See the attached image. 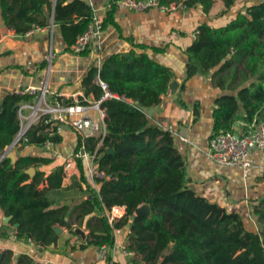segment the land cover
<instances>
[{
    "label": "trees",
    "instance_id": "16d2710c",
    "mask_svg": "<svg viewBox=\"0 0 264 264\" xmlns=\"http://www.w3.org/2000/svg\"><path fill=\"white\" fill-rule=\"evenodd\" d=\"M116 1L112 0L110 9L104 12L103 30L108 26L119 29ZM216 1L186 0V4L189 8L200 5L208 13ZM222 1L226 12L239 0ZM243 1L245 5L226 25H201L188 50L189 75L198 67L210 70L220 65L218 71L222 72L233 62H242L248 73L257 78L237 95L226 94L216 99L213 135L233 130L238 119L252 123L264 117V0ZM53 8L54 23L60 27L66 49L70 50L94 15L92 6L84 0H0V17L5 27L26 34L49 25ZM133 45L140 51L113 53L100 64H93L83 78L87 95L92 93L96 99L101 96L103 89L96 82L100 78L117 97L102 104L107 127L102 144L96 137H89L84 143L87 151L96 154L97 170L104 171L109 178L93 177V182L100 184L99 196L92 189L91 199L78 205L82 207L78 219L83 221L95 207L106 209L108 214L88 221L90 231L86 245L81 247L112 248L116 244L115 230L129 224L125 249L140 255L145 264H264V198L254 207L260 224L257 229L241 212L229 211L191 187L187 164L175 145L174 135L154 125L144 111L161 103L174 76L170 66L153 56L165 47L134 42ZM89 47L79 54L90 53ZM30 98L8 93L0 100V152L19 133L18 108ZM64 102L73 101L64 99ZM240 103L245 115L239 114ZM41 131V125H34L24 144L43 145L48 135ZM60 137L53 139L58 143ZM82 144L83 137L79 135L77 151ZM111 148L115 151L108 152ZM54 160L32 154H18L15 161L5 155L0 160V210L12 217L10 225L18 224L14 233L18 240L50 247L58 239L55 225L67 226L71 234L77 235L72 223L65 219L68 206L53 208L47 196L49 189L62 186L65 176V162L51 171L41 167ZM77 166L81 181L91 188L88 167L82 157H77ZM31 167L35 168L34 175L28 172ZM43 181L49 186L41 189ZM143 204L150 205L151 215L137 216L131 221L130 216ZM114 206H125L126 211L110 223ZM2 235L11 237L7 231ZM0 264H13L11 250L2 252ZM16 264L38 263L21 254Z\"/></svg>",
    "mask_w": 264,
    "mask_h": 264
},
{
    "label": "crops",
    "instance_id": "0c3cea01",
    "mask_svg": "<svg viewBox=\"0 0 264 264\" xmlns=\"http://www.w3.org/2000/svg\"><path fill=\"white\" fill-rule=\"evenodd\" d=\"M84 1L92 6L94 13L102 15L110 9L112 3V0ZM244 5L245 1L239 0L223 12L225 4L222 0H217L208 13L200 5L186 11L172 12L156 8L134 11L118 7L115 18L119 29L115 26L104 29L101 36L90 45L88 54H75L71 49H66L60 27L54 23V8L48 18L49 25L26 34H17L5 27L0 17V100L15 89L39 87L48 76L50 89L63 99L86 95L89 101H94L95 95H87L83 86V78L93 64H100L113 53L140 51L133 42L163 46L165 50L154 53L153 56L172 68L174 76L171 82L177 80L179 87L174 95L169 85L167 93L162 95L161 103L152 107L154 113L150 116L151 122L163 127L173 126L175 145L186 161L191 187L196 192L229 211L241 212L247 220L251 218L250 222L253 221L255 228L259 229L254 207L264 198V155L255 154V163L249 167L221 165L209 156L210 139L214 134L213 113L217 108L216 99L226 94L237 95L241 88L257 78L248 73L245 63L242 62H233L222 72L218 71V65L210 70L198 67L194 74H188V50L196 41L201 25L224 26L235 18ZM239 106V114L245 115L242 103ZM247 124L250 123L238 119L233 129H243ZM60 136L55 147L61 154L60 157L53 158L51 150L35 144L16 146L12 152L16 159L18 154L55 159L52 163L41 166L46 171H51L55 165L67 162L66 160L70 161L62 186L49 189L47 196L53 208L68 206L66 221L72 223L74 228L81 227L88 236V221L108 213L106 209L95 207L82 221L78 219L82 209L78 205L91 199L92 189L99 196L100 184L93 182L94 176L88 168L92 187L88 188L87 183L80 179L76 156L78 132L66 126ZM48 186V182L43 181L39 187L43 189ZM113 211L114 215L122 213L119 207H114ZM124 211L125 209L123 213ZM3 216V211L0 210V251L2 253L11 250L13 264H16L21 254L31 256L33 262L38 264H111V261L114 264H145L140 255L133 252L129 255L123 253L122 247L129 242L130 230L127 226L115 230L116 244L112 248L93 245L83 248L81 245H86L87 238L82 239L71 234L67 226H60L63 232L58 235L57 242L45 247L18 240L14 236L16 226L3 223ZM6 231L11 237H3L2 234Z\"/></svg>",
    "mask_w": 264,
    "mask_h": 264
},
{
    "label": "built area",
    "instance_id": "2783aa9c",
    "mask_svg": "<svg viewBox=\"0 0 264 264\" xmlns=\"http://www.w3.org/2000/svg\"><path fill=\"white\" fill-rule=\"evenodd\" d=\"M116 3L120 8L134 11H145L151 8L160 9L164 12L186 11L189 9L186 0H117ZM103 19L102 14L94 13L86 31L79 35L70 46L73 53L79 54L84 51L101 36L103 32ZM96 82L102 87L103 93L94 101H89V98L83 95L81 98L73 97L68 99L73 102H64L62 97L50 89L48 76L45 83L39 87L28 86L26 88L15 89L13 93L30 95L31 98L22 101L18 108L21 128L16 136V142L13 147L28 142V131L34 125L39 124L42 126L41 132L48 135L47 140L41 146L51 150L53 158L60 157L61 154L55 149L57 143L53 137L60 135L64 128L69 126L74 128L83 137L82 147L76 153V156L82 157L85 160L92 176L109 177L104 171L97 170V164H95L96 154L87 151L84 144L85 140L89 137L98 138L100 140L99 145L102 144V140L107 133L105 123L106 112L102 104L108 99L117 97L109 89L105 81L97 78ZM158 126L164 130L171 131L173 134L172 125L168 127ZM12 149L6 153L2 152L1 159L5 155L9 156ZM257 153L264 155L263 119H255L240 130L233 129L215 134L210 139L209 156L214 162L221 165H242L249 167L255 163L254 156ZM66 161L64 165L65 174L68 173L70 166V161ZM114 207H119L122 210L121 215H114ZM114 207L109 216L110 223H113L114 219L118 218V216L122 217L126 211L125 206ZM123 209H125L124 213ZM77 239L80 243L82 242L80 238ZM29 241L35 243L31 240ZM122 250L125 255L132 254V252L130 253L125 249V246L122 247ZM110 263L114 264L112 261Z\"/></svg>",
    "mask_w": 264,
    "mask_h": 264
},
{
    "label": "water",
    "instance_id": "95a60500",
    "mask_svg": "<svg viewBox=\"0 0 264 264\" xmlns=\"http://www.w3.org/2000/svg\"><path fill=\"white\" fill-rule=\"evenodd\" d=\"M178 87H179V83L177 80H173L170 84V89H171V92L172 94L176 95L177 94V91H178ZM17 106V105H16ZM144 111H146L148 113L149 116H152V114L154 113V108H144ZM16 142V137L15 139L13 140V142L7 146V148L3 151L4 153L6 152H9L12 147L14 146ZM108 152H114L115 150L113 148L111 149H108L107 150ZM13 161L16 160L15 158V155L13 154V152L10 153L9 155ZM0 160H1V156H0ZM28 172L32 175H34L35 173V168L34 167H31ZM152 213L151 211V208H150V205L149 204H143L141 206H139L135 213L133 215L130 216V220L133 221L137 216H141V215H148L150 216ZM12 217L11 216H7V215H4L2 217V221L3 223L5 224H8L10 221H11ZM16 227L18 226V224L15 225ZM127 227H129V224H127ZM53 229L55 230V232L57 233V235H60L62 234L63 232V229L57 225L53 226ZM75 232L78 236H80L82 239H86L87 238V233L81 228V227H75ZM2 256V253L0 252V258Z\"/></svg>",
    "mask_w": 264,
    "mask_h": 264
},
{
    "label": "rangeland",
    "instance_id": "374dc122",
    "mask_svg": "<svg viewBox=\"0 0 264 264\" xmlns=\"http://www.w3.org/2000/svg\"><path fill=\"white\" fill-rule=\"evenodd\" d=\"M28 112V111H27ZM26 113V112H25ZM15 147H13V149H14ZM12 149V150H13ZM1 154H2V152H0V156H1ZM117 217V216H116ZM252 219L250 218V219H248V223H250V225H253L254 227H256V224L252 221V222H250ZM258 226H259V224H258ZM260 227V226H259ZM74 235V234H73Z\"/></svg>",
    "mask_w": 264,
    "mask_h": 264
}]
</instances>
